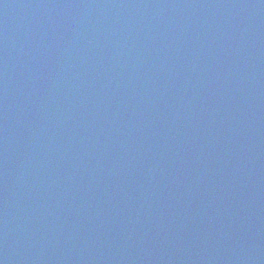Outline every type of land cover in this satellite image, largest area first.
Instances as JSON below:
<instances>
[{
    "label": "water",
    "instance_id": "water-1",
    "mask_svg": "<svg viewBox=\"0 0 264 264\" xmlns=\"http://www.w3.org/2000/svg\"><path fill=\"white\" fill-rule=\"evenodd\" d=\"M0 264H264V0H0Z\"/></svg>",
    "mask_w": 264,
    "mask_h": 264
}]
</instances>
